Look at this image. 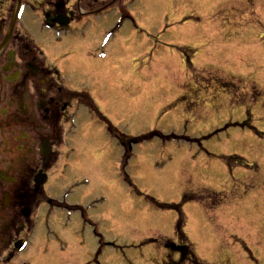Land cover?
Instances as JSON below:
<instances>
[{
  "label": "rangeland",
  "instance_id": "obj_1",
  "mask_svg": "<svg viewBox=\"0 0 264 264\" xmlns=\"http://www.w3.org/2000/svg\"><path fill=\"white\" fill-rule=\"evenodd\" d=\"M145 4L141 25L120 26L91 56L66 48L85 45L93 27L84 39L73 29L40 37L57 68L101 74L97 87L86 74L71 83L88 90L131 157L125 163L122 143L82 109L70 135L77 166L53 194L82 209L45 206L11 264H161V238L178 244L179 210L206 264H264V0ZM187 58L194 73L184 72ZM192 74L200 95L176 103L173 88Z\"/></svg>",
  "mask_w": 264,
  "mask_h": 264
},
{
  "label": "flooded vegetation",
  "instance_id": "obj_2",
  "mask_svg": "<svg viewBox=\"0 0 264 264\" xmlns=\"http://www.w3.org/2000/svg\"><path fill=\"white\" fill-rule=\"evenodd\" d=\"M193 1L211 5L213 0ZM146 8L144 0H0V264L15 262L45 206L82 209L56 202L53 194L57 185L69 183L75 117L82 109L100 117L88 90L71 81L86 74L97 87L103 83L101 74L87 67H74L76 72L57 68L40 37L45 40L73 29L82 39L93 27L85 45L66 48L67 55L82 51L91 56L104 34L97 24L107 17L117 20V26L142 24L139 16L142 12L147 17ZM165 14L163 23H168ZM27 15H32V22ZM188 64L184 72L194 73L191 59ZM191 80L169 86L176 89V102L185 93H200L196 74Z\"/></svg>",
  "mask_w": 264,
  "mask_h": 264
},
{
  "label": "trees",
  "instance_id": "obj_3",
  "mask_svg": "<svg viewBox=\"0 0 264 264\" xmlns=\"http://www.w3.org/2000/svg\"><path fill=\"white\" fill-rule=\"evenodd\" d=\"M109 131L114 132V128L109 124ZM184 225L185 220L182 217V213L179 212V218L175 225V235L180 243V261L174 263V261L168 259L164 264H181L184 261H190L192 264H203L200 259L195 255L194 250L192 248V244L189 242L188 238L184 233ZM170 241H164L163 245L166 249L169 248Z\"/></svg>",
  "mask_w": 264,
  "mask_h": 264
}]
</instances>
